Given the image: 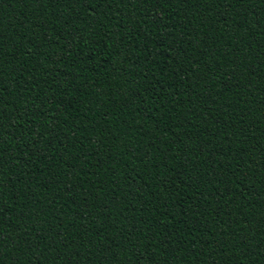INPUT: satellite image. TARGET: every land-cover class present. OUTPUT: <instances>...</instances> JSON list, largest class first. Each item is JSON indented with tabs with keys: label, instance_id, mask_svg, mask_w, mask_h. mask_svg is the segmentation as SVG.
<instances>
[{
	"label": "trees",
	"instance_id": "trees-1",
	"mask_svg": "<svg viewBox=\"0 0 264 264\" xmlns=\"http://www.w3.org/2000/svg\"><path fill=\"white\" fill-rule=\"evenodd\" d=\"M0 264H264V0H0Z\"/></svg>",
	"mask_w": 264,
	"mask_h": 264
}]
</instances>
